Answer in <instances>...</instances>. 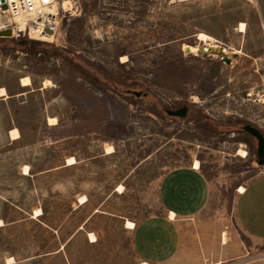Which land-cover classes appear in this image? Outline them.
I'll use <instances>...</instances> for the list:
<instances>
[{
    "label": "rangeland",
    "instance_id": "1",
    "mask_svg": "<svg viewBox=\"0 0 264 264\" xmlns=\"http://www.w3.org/2000/svg\"><path fill=\"white\" fill-rule=\"evenodd\" d=\"M76 2L51 40L0 37V86L10 96L0 99V205L9 222L0 264L11 256L10 264H141L147 253H171L149 264H264V241L240 228L235 210L239 187L264 173L258 141L243 128L264 136V0ZM199 32L232 57L185 52L203 44ZM22 76L31 85L21 86ZM184 105V118L166 113ZM14 128L20 140L4 144ZM195 160L205 203L169 225L164 179Z\"/></svg>",
    "mask_w": 264,
    "mask_h": 264
},
{
    "label": "crops",
    "instance_id": "2",
    "mask_svg": "<svg viewBox=\"0 0 264 264\" xmlns=\"http://www.w3.org/2000/svg\"><path fill=\"white\" fill-rule=\"evenodd\" d=\"M22 86V85H21ZM27 87V86H23ZM3 98L0 99H8ZM10 131L4 133V144L17 143L21 136L17 139L10 137ZM196 161V160H195ZM199 161V160H198ZM200 162V161H199ZM201 167V165H200ZM22 176H30L29 174L21 173ZM243 186V185H242ZM244 191H238L236 195V219L240 228L252 239L256 241H264V173H258L252 177L245 185ZM208 193L207 180L200 168L196 169L193 166L177 169L171 172L163 182L162 196L167 209V220L169 225H174L177 217H188L197 212L205 203ZM4 199L3 196H1ZM0 217L4 220L5 224L0 228L5 227L9 222L4 215L3 204L0 205ZM20 211H26L17 207ZM174 212L175 218L171 219L169 213ZM19 221L22 219L19 218ZM150 224V223H149ZM150 226V225H148ZM138 246L143 244L141 236L137 238ZM156 251V249H155ZM171 253H147L149 263L158 261L160 258H168ZM161 256V257H160ZM260 262V261H259ZM248 264H261L258 261Z\"/></svg>",
    "mask_w": 264,
    "mask_h": 264
},
{
    "label": "built area",
    "instance_id": "3",
    "mask_svg": "<svg viewBox=\"0 0 264 264\" xmlns=\"http://www.w3.org/2000/svg\"><path fill=\"white\" fill-rule=\"evenodd\" d=\"M64 1L0 0V37L8 31H12L13 36L28 35L34 38L32 33H39L55 37L62 18L78 10L76 0H69L67 8L63 5ZM19 23H23V27Z\"/></svg>",
    "mask_w": 264,
    "mask_h": 264
},
{
    "label": "bare ground",
    "instance_id": "4",
    "mask_svg": "<svg viewBox=\"0 0 264 264\" xmlns=\"http://www.w3.org/2000/svg\"><path fill=\"white\" fill-rule=\"evenodd\" d=\"M69 4H70L69 0H65L64 3H63L65 8H67ZM19 26L23 27V23H19ZM238 29H239L240 32L245 31V24L243 22H241V24L239 25ZM7 33L13 35L12 31H8ZM32 35H33L32 37H34V38L47 39V40H51L52 37H53V35H51V34L32 33ZM197 38L203 44H196V45L186 44L184 46L185 52L194 54V53H197L198 51H201L202 53L207 54V55L208 54L211 55L214 52H221V53L225 54L228 58H231L232 55L234 54V51L228 50V49L220 46L212 36H210V35H208V34H206L204 32H199L197 34ZM123 58H125V57H123ZM20 83H21L22 86H29V85H31V78L29 76H22L21 79H20ZM42 83H43V87L44 88L49 87L50 85H52V82L49 79L44 80ZM0 97H3V98L9 97L7 89L4 86H0ZM48 123L50 125H54V124L57 123V120L54 117H48ZM10 137L12 139L19 138L20 137L19 130L16 129V128L11 129ZM106 151H107V153H111V152L114 151V147L112 145H108L106 147ZM237 155H240L242 157H246V151L243 150V149H239L238 152H237ZM66 162H67V165H72V164L76 163V159L74 157H69ZM194 168H196V169L200 168V162L198 160H196L194 162ZM23 173L24 174H29L30 173V167L28 165L24 166ZM123 188H124L123 185H119L117 192H123ZM244 190H245L244 186H240L237 191L243 192ZM86 201H87L86 196L80 197V203L81 204L85 203ZM41 214H42V210L41 209H36L34 211V216H39ZM169 217L171 219H174L175 218V213L174 212H170L169 213ZM4 224H5L4 220L0 217V227L3 226ZM125 227L130 228V229H134L136 227V224L133 221H131V220H126ZM88 236H89V239H90L91 242H95L96 241V236H95V234L93 232H89ZM223 236H224L223 237V239H224L223 242L226 243V239H227L226 233H224ZM14 262H15V258L14 257L11 256V257L7 258V263L8 264L14 263ZM141 264H149V263L144 261Z\"/></svg>",
    "mask_w": 264,
    "mask_h": 264
},
{
    "label": "water",
    "instance_id": "5",
    "mask_svg": "<svg viewBox=\"0 0 264 264\" xmlns=\"http://www.w3.org/2000/svg\"><path fill=\"white\" fill-rule=\"evenodd\" d=\"M5 36L10 35L9 33H5ZM225 61L229 63V59L225 58ZM136 95H139V92H133ZM188 105H184L182 107H179L177 109H167L166 113L170 116H177L184 118L188 113ZM243 128L252 134L258 141V148H257V162L260 165L264 164V136L263 134L255 127H252L250 125H245Z\"/></svg>",
    "mask_w": 264,
    "mask_h": 264
}]
</instances>
